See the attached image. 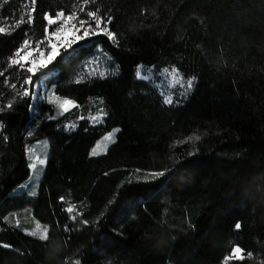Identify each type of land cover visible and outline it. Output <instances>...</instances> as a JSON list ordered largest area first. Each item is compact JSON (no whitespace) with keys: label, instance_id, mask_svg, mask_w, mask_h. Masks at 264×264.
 Segmentation results:
<instances>
[{"label":"trees","instance_id":"16d2710c","mask_svg":"<svg viewBox=\"0 0 264 264\" xmlns=\"http://www.w3.org/2000/svg\"><path fill=\"white\" fill-rule=\"evenodd\" d=\"M60 4L36 0V29ZM98 6L117 36L102 46L119 76L58 87L78 106L54 119L42 110L29 138L32 100L18 94L29 75L9 64L24 31L0 33V107L14 101L0 112V264H224L236 246L245 259L228 264H264V0ZM142 65L197 83L168 105L136 75ZM116 128L107 152L91 155ZM44 138L38 193L18 195L31 175L28 144ZM24 213L47 240L9 223Z\"/></svg>","mask_w":264,"mask_h":264},{"label":"rangeland","instance_id":"374dc122","mask_svg":"<svg viewBox=\"0 0 264 264\" xmlns=\"http://www.w3.org/2000/svg\"><path fill=\"white\" fill-rule=\"evenodd\" d=\"M61 2V9L58 12H63L64 17L71 15L73 12L76 13V17L66 25L67 28H71V25H75L79 31L76 32V35H83L85 28L91 25L92 29H96L95 22L87 16V12L94 11L102 17V19L107 22V18L103 16L101 8L98 6V0H88L86 3L85 0H59ZM35 5L36 0H0V27L5 29L6 34L15 33L17 30H23L24 34L21 40L17 44V49L23 43L24 39L30 41L28 51L31 53L30 56H25V53L21 51L20 56L24 57L22 63L24 65L21 68L20 65H12L11 60L19 58L15 55L16 51L11 56L9 64L11 67H15L19 72H24L32 77L29 83L26 85L21 84V92L27 88L29 91V96L32 100V107L30 110L31 119L30 124L26 128V136L29 138L28 132L34 129L37 118L40 115L42 110H45V118L53 117L58 118L66 112L58 109L57 106L49 105L47 103V97L52 96L53 99L59 97L60 100L71 99L68 97L60 96L57 93V88L65 86L67 84L73 83H89L98 79H106L114 76H119V67L115 60L104 51L103 42H107L111 45L116 44L115 42L109 41L104 35H96L86 37L83 40H77L74 44L70 46H65L64 44H58L59 54L51 61H47L46 57L51 51L48 42L47 36L50 35L56 27L60 26L62 19L58 20L55 24L49 26L47 20L45 19L46 27L43 31L36 29V17H35ZM57 12V13H58ZM32 15V23L27 22L20 24L19 27H14L17 22L20 20V17L23 16L24 20H28V15ZM53 19L56 15L48 14ZM85 20L88 23L84 25L83 28L80 27L79 21ZM105 23L101 24V27H104ZM109 30H111V25L108 24ZM98 31V29H97ZM69 38H71V31L67 33ZM55 41V38H53ZM16 49V50H17ZM34 49H39L43 51L45 59H41L39 51H33ZM32 61L36 62L37 68L35 72L28 73L26 69L32 66ZM42 65V66H41ZM176 69L179 73V79L184 83L178 85L175 82V79L172 75V70ZM167 70V71H166ZM68 71L70 73H68ZM137 71H139V78L141 81L146 82L148 88L153 89L159 94L163 101L166 97H171L173 103L171 104H180L187 100L194 87L197 83V78H194L193 87L191 89L187 88L186 81L193 78L184 77L176 67H159V66H139ZM105 73V76L101 78L99 73ZM65 73L69 75L67 80L62 79V74ZM18 74V80L20 78ZM26 86V87H25ZM18 89L16 90V93ZM20 93V92H19ZM18 93V94H19ZM43 97V99H41ZM73 100V99H71ZM60 101H57V104ZM170 105V104H168ZM78 106L75 101L74 106H69V110H72ZM68 110V111H69ZM89 116V115H88ZM104 117V113L100 112L97 115H91L90 120L93 124H98L101 122V119ZM49 119V118H48ZM0 126V130H1ZM117 129V128H116ZM115 130V129H114ZM113 130V131H114ZM111 131V132H113ZM117 133H115L114 142L117 138ZM106 134L104 137H106ZM104 137L100 139L95 148L97 149L98 155H103L107 152L108 147L114 143L110 141H105ZM99 145V147H97ZM50 152V142L47 138L40 139L38 141H31L27 147V158L29 162V167L31 175L29 179L21 184L17 190L16 194H26L29 197H35L38 193V188L40 181L42 179L48 155ZM97 156V155H95ZM41 161H44L42 164ZM35 163L36 167L32 168L31 164ZM32 192H35L36 195H30ZM9 223L12 226L24 230L26 233L31 234L32 231L41 232L45 226L41 225L38 222H35L31 216L27 213L22 215L16 214L9 219ZM48 235V233H47ZM39 237V235H37Z\"/></svg>","mask_w":264,"mask_h":264},{"label":"snow or ice","instance_id":"6c2138e0","mask_svg":"<svg viewBox=\"0 0 264 264\" xmlns=\"http://www.w3.org/2000/svg\"><path fill=\"white\" fill-rule=\"evenodd\" d=\"M5 2H7V0H5ZM85 2L87 3L88 0H85ZM87 16L91 18L92 21L95 22V25H96V29H92L91 28V25L89 24V27L88 28H85L84 31H83V35H76V32L79 31L78 28H76V26L73 24L71 25V28H67L66 25L69 24L70 21H72L75 17H76V13L73 12L71 15L67 16V17H64V13L61 11V12H58L56 13V17L55 19H53L51 16L49 15H45V19L47 20V23L49 26L55 24L58 20H61L62 19V23L60 24V26L56 27L54 31H52L50 33V35L47 36V42H48V45L51 49V51L48 53L46 59L47 61H51L53 60L58 54H59V50H58V44H64L65 46H70L71 44H74L77 40H83L85 39L86 37H90V36H96V35H104L105 37H107V39L109 41H112V42H115L117 40V36L114 32L110 31L109 30V27H108V24L111 23V18H107V22H105L102 17L100 15L97 14V12H94V11H89L87 12ZM29 23L31 24L32 23V15L31 13H29L28 15V20L25 21L24 20V17L21 16L20 17V20L17 22L16 25H14V27H19L20 24H23V23ZM88 23L87 21L85 20H81L79 21V24H80V27L83 28L84 25ZM102 23H105V26L104 27H101V24ZM98 29V31H97ZM71 31V38H69V36L67 35V33ZM0 33H5V29L3 27H0ZM53 38H55V41L53 40ZM29 45H30V41L28 39H24L23 40V43L20 45V47L16 50V53L15 55L19 58H16V59H12L11 60V64L12 65H20L21 68L24 67L22 61L24 59V57H21L20 56V53L21 51H23L25 53V56H30L31 53L28 51V48H29ZM33 51H39V49H34ZM39 55L41 57V59H45V55H44V52L43 51H39ZM42 66V65H41ZM36 68H37V65H36V62L35 61H32V66L31 67H28L26 69V71L28 73H32V72H35L36 71ZM167 71V70H166ZM139 71L136 72V75L139 76ZM172 75L175 79V82L176 84L178 85H182L184 82L181 81L178 77H179V73L176 71V69H173L172 70ZM99 76L101 78H103L105 76V73L101 72L99 73ZM32 77L29 76L27 78V80L24 81V83H29L31 81ZM193 83H194V78L193 79H189L186 81V84H187V88L188 89H191L193 87ZM13 88L16 87L15 84L12 85ZM20 96L22 97H28L29 96V91L27 88H25L21 93H19ZM43 99V97L41 98ZM57 101H60L58 104H57ZM165 103L167 104H171L173 103V100L171 97H166L165 100H164ZM47 103L49 105H56L58 109L62 110L63 112H67L69 110V106H74L75 105V101L74 100H71V99H63V100H60L59 97H56V99H53L52 96H48L47 97ZM13 104H14V101L12 100H9L8 103L6 105H4L3 107H0V112H3L5 111V109H12L13 108ZM49 119H52L53 117H47ZM120 129L117 128L115 129L113 132H110L108 133V135L106 137H104V140L105 141H110V142H114V137H115V133L119 132ZM32 132L29 131L28 132V135L29 136H32ZM6 139V138H5ZM189 139H192L191 137ZM195 139H199V137H195ZM99 147V145L97 146ZM91 155L95 156V155H98V152H97V149L94 148L92 150V153ZM41 163L43 164L44 161H41ZM31 167L32 168H35L36 167V164L35 163H32L31 164ZM153 177H162L165 175V172L161 171V172H154L151 174ZM30 195L32 196H35L36 193L35 192H32ZM61 200H63V197H61ZM74 210V206H69L66 211L68 213H72ZM72 219L75 220L76 219V216H72ZM83 223L85 225L88 224V221L87 220H84ZM235 229L239 230L241 228V224L239 222H237L235 225H234ZM48 229L45 227L41 232H37V231H32L31 232V235L32 236H37L39 235V239L41 241H45L48 239ZM244 250L240 247V246H236V247H231L230 248V255H226L224 256L223 260H224V264H228L229 261L231 260H238V261H243L245 259V256L243 254ZM253 254L251 252H248L247 253V256L248 257H251ZM76 264H80L79 261H76Z\"/></svg>","mask_w":264,"mask_h":264}]
</instances>
